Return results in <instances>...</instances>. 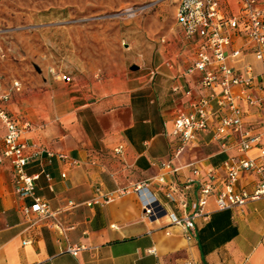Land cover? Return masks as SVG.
I'll return each mask as SVG.
<instances>
[{"label":"crops","instance_id":"1","mask_svg":"<svg viewBox=\"0 0 264 264\" xmlns=\"http://www.w3.org/2000/svg\"><path fill=\"white\" fill-rule=\"evenodd\" d=\"M218 2L226 16L239 14L240 0ZM201 44L196 37L183 43L184 52L159 47L160 53L167 50L174 57L159 66L156 60L147 67L136 65V71L131 65L120 83L108 91L87 90L66 75L54 78L47 73L18 72L0 79L1 92H10L1 107L19 126L29 125L20 138L29 145L25 153L54 154L50 160L45 153L34 158L26 173L36 176L35 195L55 214L52 219H41L25 213L33 201L15 192L12 166L2 157L5 129L0 122V264H264V198L225 211H218L211 198L204 209L208 218H196L186 238L168 216L143 219L139 198L131 191L147 183L158 204L181 217L183 213L166 201L156 182L157 176L166 173L161 165L193 164L201 174L220 173L223 161L238 156L236 134L228 135L224 150L213 139L218 116L228 112L212 101L210 131L198 135L195 147L171 158L176 116L193 113L211 93L220 95L219 87L205 89L201 73L192 70ZM236 49L241 53L231 65L237 71L245 65L252 68L255 81L248 95L261 97L263 103L264 77L241 28L231 33L228 51ZM152 70L157 72L153 78ZM14 82L20 84V91L12 88ZM240 91V87L232 88L243 132L260 138L247 155L259 159L264 131H248L245 114L262 107L249 105ZM58 155L67 159L60 160ZM189 177V168L166 175L177 181ZM255 181L251 172H242L237 188L250 193ZM196 197L194 188L190 201ZM92 202L97 203L89 205ZM79 246L82 249L76 256L68 252Z\"/></svg>","mask_w":264,"mask_h":264},{"label":"built area","instance_id":"2","mask_svg":"<svg viewBox=\"0 0 264 264\" xmlns=\"http://www.w3.org/2000/svg\"><path fill=\"white\" fill-rule=\"evenodd\" d=\"M240 1L239 14L226 16L218 0H179L175 19L184 40L191 41L196 37L202 40L192 70L201 73V83L205 89L212 90L219 87L221 91L219 96L211 93L207 98L202 99L195 106L193 113L178 114L173 122L171 133L176 142V146L171 151V158L177 159L186 149L196 146L199 134L210 131V120L213 118L211 102L216 101L218 106L227 110L228 114L218 116L217 124L212 131L213 139L219 144L221 150H224L228 135L236 134L239 137L236 145L238 156L223 161L220 173L209 171L201 174L193 164L186 167H173L170 162L161 165L166 173L157 176L156 182L166 201L183 213L181 217L174 213H167L149 192L147 183L137 184L131 190L139 198L143 219L157 221L162 216H168L170 224L181 227L186 238H189L194 230L196 218H208L204 209L211 198L214 199L218 211L240 208L249 201L264 198V163L262 161L264 149L260 150L259 159H253L247 155L260 142V138L247 136L243 132L241 111L237 105L238 98L232 92V88L240 87L245 101L251 106L257 105V99L248 95L255 77L249 65L243 66L241 71H237L231 65L239 58L241 53L239 49L228 51L231 44V33L241 28L253 46L254 57L260 64L264 77V0ZM156 73V70L150 71L151 78ZM62 79L70 80L67 77ZM12 88L18 92L20 84L14 82ZM9 98L10 92L3 93L0 90V104L7 102ZM0 122L5 129L2 137V157L7 159L12 166L15 192L18 196L31 198L33 201L32 205L25 209V213H35L41 219L54 218L55 214L50 210L49 205L35 195L36 176L26 173L27 166L34 158L45 153L50 160L54 154L38 151L27 155L25 151L29 145L20 138L29 125L16 124L1 105ZM58 158L67 159L64 155H58ZM183 168L190 169L191 177L184 181L166 178L167 174L178 175ZM246 171L256 177L250 193L237 188L242 172ZM45 177L48 181L51 180L49 175ZM194 188H197V197L194 201H190L191 191ZM95 203L97 202L89 205ZM80 249H82L80 246L72 247L68 249V252L76 256Z\"/></svg>","mask_w":264,"mask_h":264},{"label":"rangeland","instance_id":"3","mask_svg":"<svg viewBox=\"0 0 264 264\" xmlns=\"http://www.w3.org/2000/svg\"><path fill=\"white\" fill-rule=\"evenodd\" d=\"M179 0H0V79L10 73L66 75L87 90L113 88L131 65L148 66L182 49ZM247 61L256 65L252 57ZM245 114L264 131V102ZM263 109V110H262Z\"/></svg>","mask_w":264,"mask_h":264},{"label":"water","instance_id":"4","mask_svg":"<svg viewBox=\"0 0 264 264\" xmlns=\"http://www.w3.org/2000/svg\"><path fill=\"white\" fill-rule=\"evenodd\" d=\"M132 71H136L138 69V66L134 65L130 68Z\"/></svg>","mask_w":264,"mask_h":264}]
</instances>
